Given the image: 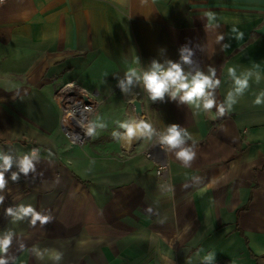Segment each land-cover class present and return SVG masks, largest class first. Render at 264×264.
Here are the masks:
<instances>
[{
	"label": "crops",
	"instance_id": "crops-1",
	"mask_svg": "<svg viewBox=\"0 0 264 264\" xmlns=\"http://www.w3.org/2000/svg\"><path fill=\"white\" fill-rule=\"evenodd\" d=\"M182 53H190V63ZM154 61L181 63L186 74L214 69L220 83L207 90L213 108L167 93L153 101L141 79L128 83L130 71L142 76ZM229 69L247 75L242 93ZM69 82L99 100L81 147L63 134L54 98ZM262 93L264 0H3L0 154L12 165L0 190V239L11 242L0 258L6 264H264ZM134 97L160 140L178 126L182 147L195 152L190 165L177 159L179 148L141 132L127 136L121 124L136 122ZM25 156L34 165L27 174L20 170ZM21 206L51 219L18 218ZM51 251L62 259H50Z\"/></svg>",
	"mask_w": 264,
	"mask_h": 264
},
{
	"label": "clouds",
	"instance_id": "clouds-1",
	"mask_svg": "<svg viewBox=\"0 0 264 264\" xmlns=\"http://www.w3.org/2000/svg\"><path fill=\"white\" fill-rule=\"evenodd\" d=\"M209 17H212V13L208 14ZM235 31V29H233ZM186 51V50H185ZM181 59L184 63H190V53L189 55H184L182 53ZM210 75H205L203 72L197 71L195 74L188 73L186 74L183 71L181 63H175L172 61H168L166 65H162L157 62H153L151 68L148 71H145L142 76H137V73L132 70L127 74L128 83L131 84L133 77L137 79H141L145 86L146 91L149 93L150 98L153 101L162 100L167 93L172 99H176L179 97V100L183 103H187L189 105L195 104L197 107H200L202 102V106L205 110H210L213 108L215 101L212 96L211 91H207L209 89H213L217 87L220 83L219 80L214 79L216 73L214 69H209ZM229 74L234 79L235 84V92L237 94L242 93L244 89L248 87V77L245 75L243 78L237 77L234 69H229ZM264 96V93L261 94ZM228 102L229 107L233 100V93H228ZM255 103H261V98L257 97ZM219 115L224 114V107L219 106L217 109ZM121 127L127 130V136L132 137L136 134V131L139 130L141 134L148 133L149 135L152 133V128L149 124L145 122H141L135 126L130 124H121ZM91 129H89V133H91ZM161 143L168 145L170 148L180 150L176 152V157L180 161H182L186 166L190 165L191 161L195 159V152L191 150V148L182 147L185 143L181 130H178L177 125H172L167 129V133L161 136ZM35 155V153H33ZM0 161H3V164L0 165V190H3L6 184L4 178V171H7L11 168L12 160L11 157L4 156L0 154ZM34 165L32 159L28 156H25L20 161V170L21 172L27 174L30 169H33ZM12 179H17V175L13 173ZM2 197H0V201H2ZM9 214H14L13 209L9 208ZM18 218H23L25 216L32 217V223L35 224L39 221L41 224L47 223L51 217L44 216L40 213L36 212L31 206H21L15 213ZM11 242V237H5L4 239H0V252H4L8 249L9 244ZM37 255L41 256L42 254L38 251ZM63 254L56 251H51L49 253V258L59 262L62 259ZM0 264H6L5 260L0 258Z\"/></svg>",
	"mask_w": 264,
	"mask_h": 264
},
{
	"label": "built area",
	"instance_id": "built-area-1",
	"mask_svg": "<svg viewBox=\"0 0 264 264\" xmlns=\"http://www.w3.org/2000/svg\"><path fill=\"white\" fill-rule=\"evenodd\" d=\"M54 98L60 108L59 124L63 134L70 143L83 146L91 136L89 129L92 130L91 119L97 111L98 98L74 82L56 88ZM165 169V164L160 165L158 174Z\"/></svg>",
	"mask_w": 264,
	"mask_h": 264
},
{
	"label": "water",
	"instance_id": "water-1",
	"mask_svg": "<svg viewBox=\"0 0 264 264\" xmlns=\"http://www.w3.org/2000/svg\"><path fill=\"white\" fill-rule=\"evenodd\" d=\"M130 104L132 106L134 117L137 124H140L142 122V102L139 98L134 97Z\"/></svg>",
	"mask_w": 264,
	"mask_h": 264
},
{
	"label": "rangeland",
	"instance_id": "rangeland-1",
	"mask_svg": "<svg viewBox=\"0 0 264 264\" xmlns=\"http://www.w3.org/2000/svg\"><path fill=\"white\" fill-rule=\"evenodd\" d=\"M143 111H144V113H143V117L144 118H142V122H145V123L149 124L151 126L152 130H153L150 135L148 133H144V134L145 135H149L151 138H153L154 136H156L155 130L152 127V124H151V122H150V120H149V118L147 116V113L145 112V110H143Z\"/></svg>",
	"mask_w": 264,
	"mask_h": 264
},
{
	"label": "bare ground",
	"instance_id": "bare-ground-1",
	"mask_svg": "<svg viewBox=\"0 0 264 264\" xmlns=\"http://www.w3.org/2000/svg\"><path fill=\"white\" fill-rule=\"evenodd\" d=\"M135 125H137L136 122L134 123V126H135ZM139 132H140L139 130L136 131V133H139ZM125 139H126V138H125ZM124 142H125V141H124ZM155 142H156L157 145H159V143L161 142V140H160V138H159L158 135H156V137H155ZM124 145H126V144H124Z\"/></svg>",
	"mask_w": 264,
	"mask_h": 264
}]
</instances>
